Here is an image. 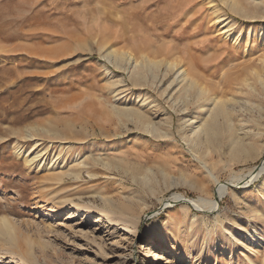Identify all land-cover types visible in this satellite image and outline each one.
I'll use <instances>...</instances> for the list:
<instances>
[{"label": "rangeland", "instance_id": "rangeland-1", "mask_svg": "<svg viewBox=\"0 0 264 264\" xmlns=\"http://www.w3.org/2000/svg\"><path fill=\"white\" fill-rule=\"evenodd\" d=\"M232 1L240 11L230 0H0V264H148L142 244L162 245L148 227L178 220L157 264H215L218 254L219 264H264V241L226 254L201 243L203 216L229 223L252 205L244 234L264 228V172L244 188L232 181L264 166V0ZM145 55L191 66L205 98L169 87L173 72ZM167 88L187 95L189 111L209 100L197 142L178 132ZM103 197L141 211L136 230Z\"/></svg>", "mask_w": 264, "mask_h": 264}, {"label": "bare ground", "instance_id": "bare-ground-1", "mask_svg": "<svg viewBox=\"0 0 264 264\" xmlns=\"http://www.w3.org/2000/svg\"><path fill=\"white\" fill-rule=\"evenodd\" d=\"M230 3L232 4V6L234 8H236L238 10L241 8L240 4L234 3L232 0H230L229 4ZM224 16H225V14L217 15L218 21H219V19H222V17H224ZM259 36H261L260 39L264 38V28H262V30L260 31ZM236 37H237V35H236ZM238 41H239L238 39L234 40L233 44L237 43ZM234 47H236V46H234ZM110 55L112 57H114L115 61L118 62V63H120L121 61L126 62V64H127L126 67L128 69H131V72H132L133 76L134 77L137 76L136 73H139V72H137V70H135V69L137 68L139 61H137L135 63V66H133V64L131 63V60H133V59H132V57L130 55H128V56L121 55L120 56V55L116 54L113 51L110 52ZM144 57H145L144 59H145L147 64H151V66H154V67L156 66L157 68L162 66L163 63H165L166 71H165L164 76H166L169 73L173 72L174 76H173V79L170 82L169 87H171V86L174 87V88L177 87L179 92L182 90V88H188L189 91L190 90H195L198 100H200L202 98H205L206 89L203 86H199L198 85L197 79H195L194 77H190V75H191L190 74L191 66L188 65V67H185L184 65L181 64L180 61H178L176 59L173 60V61H168V60L167 61L166 60H155V61H153L147 55H145ZM139 74L142 75V73H139ZM139 77L140 76L138 75V78ZM154 78L155 79L153 80V87L154 88H158L163 83V79L164 78L160 74H156ZM136 80H138V79H136ZM166 93H167V95H166ZM166 93H164V95H166L167 97L169 96L168 100L171 101L172 106L174 108V111L179 112V115H181V117L179 119L180 121H179V124H178V132L182 135L183 139L185 141H187L189 144L195 143L198 140H200L201 134L203 132H206V129L203 126V124H198L197 122L201 119L200 116H203L206 112L207 113L209 112V105H210L209 104V100L204 99L203 100L204 103L202 102L203 104H200L199 107L196 108L195 110L189 111L188 107H189V103L190 102H189V98L187 97V95L185 96V98H183L181 100H178V99L176 100L174 95H169V88L166 89ZM183 114H185V115H183ZM137 115H138L139 119H141V114L137 113ZM146 127L152 133H154V132L158 133V134H162L163 133L157 126H154L153 124H148ZM126 141L127 140L120 141L118 143H111L110 144L111 145L110 149L111 150L119 149V148H121L122 146H124L126 144ZM67 160H71V159L68 158ZM76 160L79 161V158L76 157ZM263 172H264V166H256L255 165V166H252V168H250L247 173L235 174L234 175V180H232V181H234L235 186L244 188V187H246V184L250 180H254L256 177H258ZM54 175H56V174H54ZM66 178H68V177H66ZM60 179L63 180L62 176H60ZM77 179H78V177H77ZM262 190H264V181L260 185V187L257 188V192L261 193ZM218 192H220V191H218ZM172 198H176V196H172ZM103 199H104L103 201H105L106 206L112 207V209L115 210L116 212H121V213H123L125 215L127 214V215L130 216L129 219H131V220H129V221H131L132 225H126L125 226L124 229H125L126 232H131L132 230H136L137 224H138L137 220L140 217V212L141 211L138 213V211H136L132 206H130L128 204H123V203H116L115 201H113L109 197H103ZM209 205H211V206L213 205L215 207L216 206L219 207L220 204H219V200H218V195H217V201L216 200H211ZM184 208H185V210L188 209V205H186V207H184ZM106 210L105 209L102 210L103 214L107 213L108 216H111L112 213L109 214V212H106ZM247 211L250 214L249 213H247V214L244 213L243 217L234 216L233 218H231L229 223H227L225 221V219L223 218V212H220L217 215H215V217L213 219H211V222H207L205 217L203 216L202 219H201L202 221H201V225L200 226L202 228H204V230H205V228L209 229V230L205 232V234H207V237H206V239L204 237L205 240H204V242L202 241L201 243H203V245H207V246H211V247L218 246L217 248H218V250L221 251V254H226L227 250L230 247H231L230 250H232L233 247L238 246L242 242H244L246 245L251 247L250 250L256 251V247H258V248L261 247V244L264 241V228H263L262 231H260V230L257 231L256 229L252 228V230L251 231L249 230L250 232L247 235H245L244 232L247 231V229L241 227L240 223L244 222L245 221L244 219H246V220L249 219L250 220L251 219L250 218L251 214L252 215L256 214L255 213V209H254V207L252 205L247 208ZM259 213H260L259 214V218L264 216V209H262ZM194 216H196V214ZM123 220L126 221V218L123 219ZM1 222H3L6 225L9 224V226L14 227L13 226L14 224L12 222H10V221H7L6 219L1 220ZM179 223H180L179 220H178L177 223H173V222L170 223L169 221H166L164 224H161V223L155 222V223H153L152 225H150L148 227L147 230H149V234L151 235L149 238L156 237V236H161V238H162V242H161L162 245L161 244H157L155 246V249H152V247L150 248V246L148 247V244L147 245L146 244H142L143 249H147L148 256L151 258V261H149L148 264H157V262L161 259L160 250H165V249L168 248V246L172 247L178 241L177 238H174V239L167 238L166 235H165V232L167 230L171 229L173 225L174 226L179 225L178 228H180V226H182V225H180ZM128 224H130V223H128ZM187 224H189V229H191V230H193V229L198 227V222H197V219H195V218H185V220H183V226H185ZM166 226H168V227H166ZM0 227H2V224H0ZM261 227H264V225H262ZM237 228H238V232L234 233L233 231L236 230ZM193 238H195V237H193ZM243 239L245 241H242ZM190 245L187 244L186 247L189 248L188 246H190ZM199 245L201 246V244H199ZM214 259L212 260V262H214L215 264H219V262L221 261L222 257H221L220 254H218V255H216L214 257ZM256 264H257V262H256Z\"/></svg>", "mask_w": 264, "mask_h": 264}]
</instances>
